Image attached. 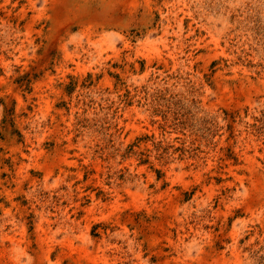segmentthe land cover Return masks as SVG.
Masks as SVG:
<instances>
[{
    "label": "rangeland",
    "instance_id": "1",
    "mask_svg": "<svg viewBox=\"0 0 264 264\" xmlns=\"http://www.w3.org/2000/svg\"><path fill=\"white\" fill-rule=\"evenodd\" d=\"M0 264H264V0H0Z\"/></svg>",
    "mask_w": 264,
    "mask_h": 264
}]
</instances>
